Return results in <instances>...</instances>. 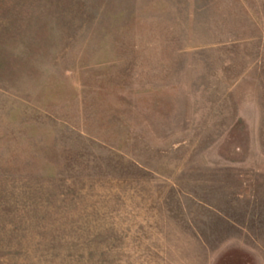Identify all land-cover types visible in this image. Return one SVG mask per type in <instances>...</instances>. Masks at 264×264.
<instances>
[{"label":"rangeland","instance_id":"1","mask_svg":"<svg viewBox=\"0 0 264 264\" xmlns=\"http://www.w3.org/2000/svg\"><path fill=\"white\" fill-rule=\"evenodd\" d=\"M0 264H264V0H0Z\"/></svg>","mask_w":264,"mask_h":264}]
</instances>
